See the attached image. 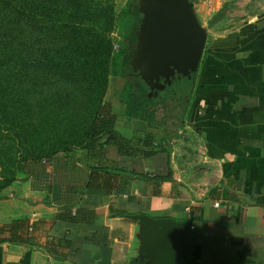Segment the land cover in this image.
Returning a JSON list of instances; mask_svg holds the SVG:
<instances>
[{
	"label": "crops",
	"instance_id": "obj_1",
	"mask_svg": "<svg viewBox=\"0 0 264 264\" xmlns=\"http://www.w3.org/2000/svg\"><path fill=\"white\" fill-rule=\"evenodd\" d=\"M190 1L207 39L180 127L126 121L167 151L28 161L0 191V264H145L138 215L188 222L179 264H264V0Z\"/></svg>",
	"mask_w": 264,
	"mask_h": 264
},
{
	"label": "trees",
	"instance_id": "obj_2",
	"mask_svg": "<svg viewBox=\"0 0 264 264\" xmlns=\"http://www.w3.org/2000/svg\"><path fill=\"white\" fill-rule=\"evenodd\" d=\"M137 4L128 0L117 10L116 0H0V191L28 161L60 152L110 145L124 156L167 151L153 144L151 132L132 139L114 129L122 109L127 119L161 127L171 138L196 75L152 87L132 68L142 16ZM112 78L121 82L119 107L105 100ZM255 201L264 206V197Z\"/></svg>",
	"mask_w": 264,
	"mask_h": 264
},
{
	"label": "water",
	"instance_id": "obj_3",
	"mask_svg": "<svg viewBox=\"0 0 264 264\" xmlns=\"http://www.w3.org/2000/svg\"><path fill=\"white\" fill-rule=\"evenodd\" d=\"M141 12L130 64L152 87L171 84L176 73L196 72L207 34L190 0H138ZM137 58H140V62ZM163 77L164 82H160ZM145 264H179L188 244V222L138 215Z\"/></svg>",
	"mask_w": 264,
	"mask_h": 264
},
{
	"label": "rangeland",
	"instance_id": "obj_4",
	"mask_svg": "<svg viewBox=\"0 0 264 264\" xmlns=\"http://www.w3.org/2000/svg\"><path fill=\"white\" fill-rule=\"evenodd\" d=\"M117 1V0H116ZM126 2H127V0L126 1H122L121 2V6L120 7H118L117 6V10H120L125 4H126ZM123 4V5H122ZM116 5H119V4H116ZM224 10H226L227 11V9L226 8H222V12L224 11ZM222 12H220V11H218L217 13H211V19H213L216 15L217 16H219ZM196 13V12H195ZM222 14H226V16L228 17L229 16V14L226 12V13H222ZM198 17V16H197ZM198 20H199V18H198ZM199 22H200V20H199ZM201 23V22H200ZM113 38H114V42L116 41L115 39H116V33H112V35H111ZM137 41V40H136ZM135 44V43H134ZM133 48H134V45H133ZM133 48H132V50H133ZM131 50V51H132ZM37 52V51H36ZM34 54H36L35 53V51L31 54V55H29L28 56V59H30V58H32V60H33V55ZM136 59H138L139 60V62H140V58H137V55H136ZM35 69H37V67H35ZM174 76H176V74L174 75ZM174 76H170V79L171 78H173ZM161 78H163V77H161ZM160 78V79H161ZM120 81L118 80V79H116V78H112L111 79V81H110V87H109V90H108V93H107V95L105 96V100L106 101H110V102H112L111 104H114L115 106H118L119 107V104H116V102H117V100H116V98H115V94H117V91H118V86L120 85ZM50 86H52V84L50 83ZM28 88V87H27ZM34 90H35V88H34ZM36 91H38V90H35V93H36V95H40L39 94V92H36ZM186 99H187V97H186ZM117 118H116V122H115V126H114V129H115V131L118 133V134H120L121 136H123V137H125V138H131L130 137V135L132 134V131L129 129V127L127 126V118H126V116H125V113L122 111V109H118V112H117ZM181 117V115L178 117V118H180ZM58 121H61V119H57ZM165 121L167 122V124L169 123V121L167 120V119H165ZM47 125V123L46 122H42V123H40V124H38L37 125V128H38V134L41 136V132H42V135H45V133L42 131L43 129H44V127ZM153 127V126H152ZM158 127V126H157ZM144 128H147V127H144ZM150 130V131H155V130H153L152 128H150V127H148L146 130ZM160 129H161V127H158V131H160ZM162 131H160V133H161ZM158 133V132H157ZM1 167V166H0Z\"/></svg>",
	"mask_w": 264,
	"mask_h": 264
},
{
	"label": "built area",
	"instance_id": "obj_5",
	"mask_svg": "<svg viewBox=\"0 0 264 264\" xmlns=\"http://www.w3.org/2000/svg\"><path fill=\"white\" fill-rule=\"evenodd\" d=\"M117 48H118L117 43H114V50H117ZM215 205H218V203H215ZM191 228H193V226H191Z\"/></svg>",
	"mask_w": 264,
	"mask_h": 264
},
{
	"label": "flooded vegetation",
	"instance_id": "obj_6",
	"mask_svg": "<svg viewBox=\"0 0 264 264\" xmlns=\"http://www.w3.org/2000/svg\"><path fill=\"white\" fill-rule=\"evenodd\" d=\"M176 76H178V74L176 73ZM175 77V76H174ZM162 79V78H161Z\"/></svg>",
	"mask_w": 264,
	"mask_h": 264
}]
</instances>
